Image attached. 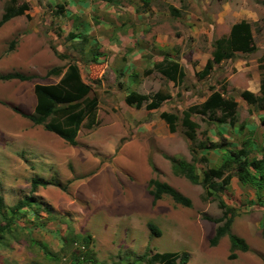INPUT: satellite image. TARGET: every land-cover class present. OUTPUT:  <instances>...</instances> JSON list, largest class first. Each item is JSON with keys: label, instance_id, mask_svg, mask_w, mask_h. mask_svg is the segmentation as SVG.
I'll return each instance as SVG.
<instances>
[{"label": "rangeland", "instance_id": "374dc122", "mask_svg": "<svg viewBox=\"0 0 264 264\" xmlns=\"http://www.w3.org/2000/svg\"><path fill=\"white\" fill-rule=\"evenodd\" d=\"M9 1L0 0V20ZM76 1L16 0V6H30L29 16L0 27V77L20 72L35 76L26 82L0 80V210L8 217L17 212L0 245V264H70L74 250H83L80 236L86 235L111 239L107 246L100 241L97 244L99 260L107 264H148L137 259L146 251L187 252L188 264H262L254 254L229 260L228 238L217 248L210 246L205 236L211 226L205 225L209 221L203 216H221L219 202L215 196L205 200L201 185L175 176L167 156L194 161L202 177L205 167L221 164L223 149L202 150L199 145L221 143L219 131L235 148L246 142L252 149L255 145L252 157L264 150V111L241 98L244 91L260 95L264 0H150L147 7L141 0H118L112 11L105 3L107 8L100 6L94 15L91 0L88 6L92 9L85 10L92 16L80 18L66 14L71 12L69 7L80 9ZM129 5H134L137 17L125 16ZM101 10L106 15L100 14ZM242 21L251 25L256 50L237 53L205 78L199 77L212 58L214 42L228 37L232 26ZM85 22L90 31L86 44L80 27ZM70 34L80 38L69 40ZM13 41L16 45L9 52ZM54 48L75 58L83 80L92 85L99 99V125L92 129L86 123L82 126L79 148L13 110L16 107L25 114L35 108V84L58 83L59 78L47 77V73L63 67L67 60L59 59ZM92 52L98 62L92 61ZM164 58L183 67L186 77L181 84L168 81L154 69ZM132 91L147 96L163 92L170 99L157 110H147L145 105L136 109L125 102ZM215 92L237 102V125L221 126L207 115L192 114L199 128L196 140H187L184 114L191 109L198 113ZM162 113L177 117V132L169 131ZM202 157L207 164L199 161ZM104 165L100 174L103 184L114 189L115 181L123 183V214L110 213L109 206L115 204L110 195L106 196L109 201H103L105 196L94 192L96 179L90 175ZM33 179H43L49 185L32 193ZM150 179L170 184L190 198L193 206L175 205L164 196L160 208L152 207L147 189ZM30 197L38 204L19 209ZM45 207L51 211L45 212ZM1 216L0 225H4ZM150 221L157 224L161 237L152 236L147 227ZM71 229L79 237L64 250ZM113 249L119 253L114 255ZM46 252L62 258L50 260Z\"/></svg>", "mask_w": 264, "mask_h": 264}, {"label": "trees", "instance_id": "16d2710c", "mask_svg": "<svg viewBox=\"0 0 264 264\" xmlns=\"http://www.w3.org/2000/svg\"><path fill=\"white\" fill-rule=\"evenodd\" d=\"M94 1L113 3L114 0ZM141 1L145 4V7L149 6L150 0ZM15 3L16 0H10L7 4L0 20V27L14 18L27 14L30 9V6L27 4L16 6ZM81 37L85 44L89 43L88 35L82 34ZM76 38L80 37L73 34L69 35V40H75ZM15 45L16 42L13 41L9 52L14 49ZM213 48L212 58L208 60L204 70L199 73V77L201 78H205L211 74L216 65L225 60L232 59L237 53H251L256 50L250 23L242 21L234 24L229 36L216 40ZM53 50L59 59L67 60L66 65L63 67H54L47 73V77L53 76L59 78L58 83L51 85L36 84L34 86L37 102L33 114L27 115L18 109L14 110L21 116L29 119L34 126H42L44 130L55 134L70 146H77L78 134L85 123L89 129L99 125L97 119L99 99L92 85L83 80L79 64L75 58L70 55L61 54L55 48ZM93 55L92 61L98 62L97 54L93 53ZM261 62H264V56ZM154 69L174 84H181L186 77L183 67L169 58H164L162 61L157 62L154 65ZM33 78L15 73L1 76L0 80L26 82ZM241 98L248 105L256 106L259 110L264 111V75L261 80L260 95L257 96L250 91H244L241 93ZM168 99H170V95L163 92L147 96L132 91L126 96L125 102L128 106L136 109H141L145 105L147 110H157ZM237 107L238 104L235 100L228 99L218 92L213 93L200 105L198 113H194V109H191L184 114L182 119V126L185 129L184 136L191 142L196 140V132L199 125L192 121V114L207 115L212 122H216L221 126H236L238 122ZM161 118L167 123L171 133L177 132L178 119L175 115L162 113ZM219 134L222 140L221 143L209 142L199 145V148L202 150L210 149L215 151L223 149L221 164L214 167H205L202 177L198 173L194 161L191 163L187 160L168 156L167 159L171 162L172 171L175 176L184 177L192 184L201 185L205 189V200H209L211 196H215V201L219 202L218 205L223 214L219 218H212L208 215L203 216L205 220L217 225L215 234L210 239L209 244L211 247H216L219 245L221 239L227 236L230 242L228 258L229 260H236L238 258L237 252L249 251V245L243 238L232 233L231 226L237 216V211L225 205L222 195L231 182L232 170H234V174L242 185H249L255 188L258 193L264 191V155L261 158L252 157L254 149L249 147V142L244 143L241 148H235L234 145L226 143L221 131H219ZM199 161L204 165L208 163L205 157H202ZM47 185L49 184L43 179H33L31 182V192L34 193L37 188L47 187ZM147 189L153 198V206L162 200L164 196H169L175 204L183 207L191 208L193 206L190 198L184 196L166 182L150 179ZM64 190L66 191L67 188L64 187ZM37 204V201L33 197H30L24 201L23 205L19 206V209ZM1 206L2 202L0 199V208ZM44 209L47 213L51 211L50 207H45ZM16 213L15 211L12 216L8 217L0 210L1 218L5 222L4 225H0V245L3 243L5 235L10 233ZM147 227L152 236L161 237L162 233L157 224L150 221ZM70 232L72 234H68L64 239L65 249L62 248L64 250L70 248L79 237L77 234H74L72 229ZM80 238L83 243V250H74L70 264H107L99 260L92 235L80 236ZM45 255L50 260L53 259L55 261H59L62 258L60 254L52 252H46ZM137 259L139 262L147 261L148 264H188L190 255L187 252H156L151 254L150 251H146L144 254L138 256ZM262 261L264 263V258H262Z\"/></svg>", "mask_w": 264, "mask_h": 264}, {"label": "crops", "instance_id": "0c3cea01", "mask_svg": "<svg viewBox=\"0 0 264 264\" xmlns=\"http://www.w3.org/2000/svg\"><path fill=\"white\" fill-rule=\"evenodd\" d=\"M92 1H94V0H92ZM92 1L91 0H86V1L77 0L76 2L80 5V9L79 10L78 9H72V8L69 7V10L71 12H67L66 14L68 16L71 15V16H76L78 18H80V16L89 17V16H92V15L96 14L95 10L98 9L100 6L102 8L103 7L107 8L106 7L107 5L105 4L106 2L94 1L93 6H92V8H94L93 9L94 13L92 15L86 14V12H87L86 10L87 9H89V10L92 9V8H90V6H88V4L89 3L91 4ZM118 2H119L118 0H114L113 3H107V4L112 6V7L109 8V11H112V9H114V5L116 3H118ZM84 4H86L85 8L82 6ZM127 10H128V14H125V16L129 15V16L137 17L134 5H129ZM29 11H30V9H29ZM29 11L27 12V14H25L23 16L28 17L29 16V14H28ZM100 14L106 15L105 13L102 12V10L100 11ZM19 17H21V16H19ZM123 24H122V26H123ZM88 25L89 24H87L85 22V26L84 25L80 26L81 28L84 29L83 33L86 34V35H88L87 33L90 32L89 29H88V27H89ZM25 44L26 43H23L22 46H25ZM53 52H54V50H53ZM28 73L29 72H27V73H25V72L21 73L20 72V74H23L25 76H30ZM30 77H34L35 78V76H30ZM17 82H21V81H17ZM14 109H18V108L14 107L13 110ZM19 109L22 110L20 107H19ZM34 109L32 111H30V112H25V114H27V115L33 114L34 113ZM37 127H39V126H37ZM78 146H79V143H78L77 146H72V147L79 148ZM255 149H256V147L254 145V151H255ZM84 151H85V149H84ZM254 151H253V153H254ZM82 154H84V153H82ZM263 155H264V150L259 152L258 154L253 155V156L256 157V158H261ZM105 166L106 165L102 166L99 170H97V172H93L90 175V177L93 180L96 179L92 183V185L94 187L93 188L94 192L97 194L98 191H100L99 193L103 194L105 196V199L103 197V201H109V198L114 200L115 204L112 205V206H109L110 213H112L114 215L115 214H120V213L123 214L124 210H122V208H120V205H122L121 201H120V196L124 192L123 187H122L123 183L121 184V182H119L118 180H117V182L115 181L116 184L114 185V189H112L111 187H109V185H107L105 183L103 184L101 182L102 179L100 181V177H101L100 174H101V171L104 169ZM110 178H111V175H110V177H108V179H110ZM105 179H107V178H105ZM107 195H110V197L107 198L106 197ZM150 197L151 196L149 195V198ZM151 199H152V202H153V198L152 197H151ZM222 200L225 203V205H227L228 207L234 208L237 211V216L235 217V219L233 221V224L231 226L232 233H234L237 236L243 238L246 241V243L249 245V251H247V252L238 251L237 252L238 258H240V257L242 258V256H248V254H254L258 259H260L261 263L264 264L263 261H262V258H264V242H263L264 241V236H263V227H262V224L264 222V191H261V192L258 193L255 188H253V187H251L249 185H242L240 183L239 179L237 178V176L235 174H233L229 186L224 190V193L222 195ZM160 201H158L155 206H153V204H152V207L160 208ZM175 205H178V204H175ZM221 216H219V217H221ZM219 217H212V218H219ZM88 220H89V217H88ZM151 222H153V221H151ZM208 223H210L209 225L211 227H209L210 229L208 230V232L206 231L205 239H208V241H209L214 236L217 225L212 223V222H207L205 225L209 226ZM92 236H93L94 241H95L94 242V246H95V250H96L97 255H98V252H99L98 248H97L98 242L100 241L102 243V246H107V244H109L111 239H109L110 241L108 239H106V240H98L97 236H95V235H92ZM226 238H228V237L226 236V237H224L222 239L224 241H226ZM222 239H221V241H222ZM221 241H220V243H221ZM228 241H229V238H228ZM218 246H216L214 248H217ZM229 250H230V242H229ZM113 253H114V255H117V253H119V252H117L116 250L113 249ZM229 253H230V251H229ZM228 255L229 254H227V256Z\"/></svg>", "mask_w": 264, "mask_h": 264}]
</instances>
